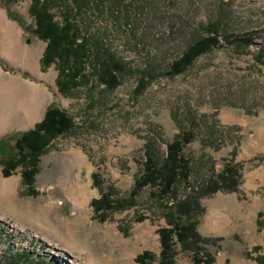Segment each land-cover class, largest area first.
Here are the masks:
<instances>
[{
	"label": "rangeland",
	"instance_id": "1",
	"mask_svg": "<svg viewBox=\"0 0 264 264\" xmlns=\"http://www.w3.org/2000/svg\"><path fill=\"white\" fill-rule=\"evenodd\" d=\"M32 6L33 0H0L7 22L0 21V96L17 97L19 105V115L0 129V147L12 153L15 138L35 129L52 104L76 126L33 158L31 184L23 176L32 166L27 159L8 175L0 153V262L35 248L32 264L46 258L140 264L146 251L155 256L148 264H159V229L168 226L164 206L174 197L153 194L150 186L136 195L132 190L145 145L153 141L161 160L167 144L189 131L194 137L183 154L192 186L217 176L233 153L243 165L238 191L200 199L199 233L222 238L208 246L214 264H264V0H92L82 8L55 0L59 24L71 12L90 48L108 49L127 68L114 90L92 76L69 96L60 92L56 63L43 62L48 42L36 34ZM209 23L218 25L220 44L183 73L166 74ZM89 60L86 72L93 74V55ZM14 82L17 91L10 92ZM28 104L35 112L30 119ZM189 190L183 181L177 198ZM104 193L116 207L129 198L133 203L97 210L93 201ZM176 252V264L192 263L180 244Z\"/></svg>",
	"mask_w": 264,
	"mask_h": 264
},
{
	"label": "trees",
	"instance_id": "2",
	"mask_svg": "<svg viewBox=\"0 0 264 264\" xmlns=\"http://www.w3.org/2000/svg\"><path fill=\"white\" fill-rule=\"evenodd\" d=\"M55 0H33L32 12L36 16V34L41 39L48 42L43 62L45 64L56 63L59 70L57 84L63 95H72L83 83H88L92 76H97L99 81L105 87L114 90L121 83V76L126 71L125 64L115 57L108 49L101 50L90 48L89 40L81 34L78 23L73 19V14L65 12L64 23L59 24L55 20L52 12L51 3ZM78 7L82 8L89 4L90 0H72ZM102 2V0H96ZM111 1V0H109ZM123 1L124 0H114ZM199 38L190 45L184 54L172 61L166 74L177 75L183 73L193 64L200 55L207 53L217 47L221 41V34L218 25L209 23L203 28ZM253 36V35H252ZM229 36H226L228 39ZM249 38V39H248ZM245 43L251 40V33L243 38ZM232 40V38L230 39ZM229 40V41H230ZM241 41V42H243ZM239 44V43H238ZM242 45V44H239ZM264 52V49L262 50ZM90 55H93V74L86 72V64L90 61ZM146 74H149L145 71ZM142 84L145 80H141ZM75 121L66 110L56 105H51L44 120L36 125V128L17 136L15 138V149L9 155L3 152L0 147L1 155L6 156V165L4 172L10 174L16 167L21 165L27 159V166L23 176L28 184L33 181L37 170L33 167V158L44 152L47 145L56 137L63 133H69L75 127ZM193 134L189 131L180 132L172 142L167 144L166 156L160 160L156 155V147L153 141L145 145V162L142 173L135 181L132 195L138 194L143 187L150 186L154 189L153 194L174 197V203L165 202V218L168 226L159 229L161 252L159 264H176L175 256L176 245L180 244L183 250L191 254V264H214L215 257L208 250L209 245H215L222 240L221 237H206L199 233V217L204 213V208L200 199L204 196L214 194L218 191L236 192L241 184V163H234L233 153L231 161L212 178L207 184L196 188L189 181L191 174V164L183 154L187 144L193 140ZM264 158V156H263ZM186 182L190 188L186 196L177 198V189L182 182ZM30 182V183H29ZM104 193L102 198L93 201L97 210L108 213L110 210H117L118 207H127L133 203V200L117 201L116 207L112 200ZM132 195L130 197H132ZM173 195V196H172ZM261 225V221L259 222ZM23 249L14 255L10 254L5 262L0 264H32L30 256L35 253ZM155 256L151 252L140 254L137 261L140 264H148L153 261ZM25 260V262H23ZM43 264H62L61 260H42ZM149 261V262H150ZM264 263V256L260 261Z\"/></svg>",
	"mask_w": 264,
	"mask_h": 264
},
{
	"label": "bare ground",
	"instance_id": "3",
	"mask_svg": "<svg viewBox=\"0 0 264 264\" xmlns=\"http://www.w3.org/2000/svg\"><path fill=\"white\" fill-rule=\"evenodd\" d=\"M2 17V18H1ZM1 17H0V21L1 23H3V26L4 24H7L6 22V19L4 17V15L2 16L1 14ZM8 27V25H5V28ZM4 36V35H3ZM2 76V75H1ZM10 92H14V91H17V84L16 82H14L12 84V87H10ZM2 92V91H1ZM16 94V92H15ZM10 96V95H9ZM11 97V96H10ZM17 97H12V98H6V97H1L0 96V129L6 124H9V123H12L13 122V118H14V115H19V105L17 104L18 100ZM30 103V102H29ZM40 105V104H38ZM24 106V105H23ZM12 107V113H8V111H11V108ZM25 107H28L30 108L29 109V115L27 114V116L29 117V119L31 117L34 116L35 112H34V109L32 110L33 106L32 104H28L27 106ZM10 109V110H9ZM32 110V111H31ZM9 116H8V115ZM0 181H2L1 177H0ZM5 188L6 190H9V187H7V185L5 184Z\"/></svg>",
	"mask_w": 264,
	"mask_h": 264
}]
</instances>
